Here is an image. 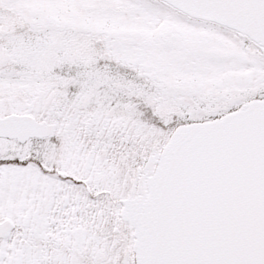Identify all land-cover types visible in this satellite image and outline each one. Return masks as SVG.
<instances>
[{"label": "snow or ice", "instance_id": "1", "mask_svg": "<svg viewBox=\"0 0 264 264\" xmlns=\"http://www.w3.org/2000/svg\"><path fill=\"white\" fill-rule=\"evenodd\" d=\"M0 264H264V0H0Z\"/></svg>", "mask_w": 264, "mask_h": 264}]
</instances>
